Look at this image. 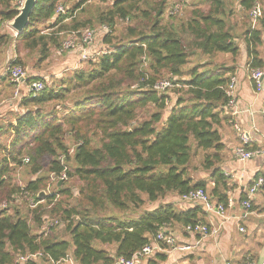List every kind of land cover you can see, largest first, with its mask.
Segmentation results:
<instances>
[{
    "label": "trees",
    "instance_id": "1",
    "mask_svg": "<svg viewBox=\"0 0 264 264\" xmlns=\"http://www.w3.org/2000/svg\"><path fill=\"white\" fill-rule=\"evenodd\" d=\"M12 1L0 0V21L18 15L10 8ZM171 1L112 0L95 17L108 32L99 42L95 36L88 52L92 57L80 61L79 46L63 51L65 38L58 43L54 34L91 26L73 15L87 0H37L28 27L15 42L25 57L38 54L35 65L55 50L58 56H76L79 67L54 80V87L51 79L47 84L30 74L28 83L42 80L44 91L35 98L21 95L23 114L0 128V264H20L19 256L37 253L45 258L24 264H51L68 255L76 264H115L119 258L130 259L164 230L207 225L199 205L180 207L174 199L203 189L215 204L228 206L233 187L220 168L227 153L219 131L231 119L226 90L234 70L210 61L218 54L239 55V37L228 21L232 10L228 0H211L205 9L194 8L185 19L174 20L166 10L186 2L169 5ZM235 1L251 22L249 12L259 0ZM70 3L75 5L69 9ZM58 5L65 8L64 15L56 14ZM87 12L85 8L80 15ZM262 13L254 29L247 26L240 37L249 69H264ZM69 18L71 24L64 26ZM43 25L52 32L42 33ZM195 56L207 61L185 72ZM25 64L18 55L9 68L21 66L27 72ZM3 79L9 81L8 72ZM164 80L174 87L152 89ZM72 96L78 99L66 108ZM51 103L56 105L48 109ZM8 131L10 140L3 144ZM66 138L74 146L72 153ZM237 147L257 150L239 137ZM60 156L67 180L55 188L59 197L39 198L49 174L62 170ZM196 157L199 167L192 166ZM19 167L32 176L23 186L13 181ZM196 171L207 177L195 180ZM73 178L79 188L68 185ZM25 192L40 204L17 205ZM241 193L242 202L246 193ZM46 221L58 225L43 232Z\"/></svg>",
    "mask_w": 264,
    "mask_h": 264
},
{
    "label": "crops",
    "instance_id": "2",
    "mask_svg": "<svg viewBox=\"0 0 264 264\" xmlns=\"http://www.w3.org/2000/svg\"><path fill=\"white\" fill-rule=\"evenodd\" d=\"M14 35L16 39V32ZM5 45H7L6 41L0 40V46ZM11 47V49L1 48L0 54L2 53L3 56L0 57V68H4L7 64L5 68L8 69L9 64L15 60L14 41ZM239 47L240 52L235 59H232L228 54H218L210 62L213 65H223L225 68L234 70L232 76L237 79L235 97L239 111L234 121L243 129L250 131L253 139L252 143L249 144L250 147L264 150V87L262 92H255L248 76L244 44H239ZM54 51L51 53L56 54ZM59 58L65 63L64 68L68 71L73 68L75 64L73 55H60ZM205 61L207 60H203L202 63ZM36 75L44 77L42 72L33 73V76L36 77ZM7 91H10V96L13 99V86L9 81L2 79V75H0V97ZM24 92L25 89L22 90L21 94ZM5 102L7 101L2 100L0 105L5 104ZM7 106L9 108H6ZM2 109H11V105H4L0 109V113ZM219 132L227 153L220 168L233 187L227 194L228 198H232L233 204L226 207L225 220H221L215 213H204L206 224L217 228V234L201 239L197 235L184 233L183 228L177 226L176 230H173L177 243L192 246L191 251L185 253L177 251L156 252L149 257L138 260L136 264H264V189L261 188L252 199L249 210H245L239 201L241 192L246 193L249 185L255 179L264 178V156H256L247 162L236 160L232 151L237 147V132L229 122ZM206 177L207 175L203 173L198 180ZM211 186H213L212 183L209 187ZM173 202L175 205L182 206L178 198L174 199ZM240 229H243V232ZM101 248L105 250L106 246Z\"/></svg>",
    "mask_w": 264,
    "mask_h": 264
},
{
    "label": "built area",
    "instance_id": "3",
    "mask_svg": "<svg viewBox=\"0 0 264 264\" xmlns=\"http://www.w3.org/2000/svg\"><path fill=\"white\" fill-rule=\"evenodd\" d=\"M88 2L92 0H87ZM25 0H16V4L19 9L22 8ZM182 3H175L170 8L166 10V16H175L182 9ZM56 14H65V9L62 5H58L56 8ZM263 15L262 9L259 4H256L251 11L249 12V17L251 20V28L257 24V20ZM108 28L106 26L100 27L99 31L101 33H107ZM97 35L95 30L86 29L82 32H70V35L66 41L62 43V50H73L79 46V58L80 61H87L92 56H90L89 47L93 43L95 36ZM9 74V82L13 86V99H17L23 89L27 95L32 98L37 97V95L41 94L45 85L42 80H33L28 83V75L26 71L21 66H15L9 68L7 70ZM248 76L251 81L254 90L256 93H260L263 90L264 85V69H249L248 68ZM236 83L237 79L235 76L230 77V81L227 86V96L229 97V101L227 103V108L229 109L231 119L229 120V124L232 125L234 130L237 132L239 140L243 145L251 144L253 139L251 137V133L248 130L243 129L237 122L234 121L235 116L239 113L237 110V102H236ZM174 87L169 81H161L152 86V89L157 92L165 91L166 89H170ZM179 87V85H176ZM233 156L236 160L240 162H247L256 156H264V150H253L248 151L243 147H236L233 151ZM60 163L62 164V170L57 174H52L49 176V184L45 191V196L51 197L56 195L55 188L58 183H62L67 180L66 168L64 166V156L58 158ZM28 159H25L24 162H27ZM227 176V175H226ZM264 187V178L259 177L255 179L249 188L246 191V199L241 202V205L245 210H249L251 208V201L258 193V191ZM22 199L30 208H35L40 204V202L36 201L32 196L28 193L22 194ZM178 201L182 204L193 203L199 205L205 213H215L221 220H225L226 207L222 204H215L207 192L203 189H197L195 191H191L186 195H183L178 198ZM233 204L232 198H228L227 205L231 206ZM4 205V204H3ZM2 205V206H3ZM58 225L57 221H46V223L42 226V231H48L50 228ZM169 230H164L160 232L153 242L149 245L144 246L139 252L134 254L130 259L119 258L115 264H136L138 260L144 259L153 255L156 252L162 253H170V252H189L192 250V246L178 244L174 234L168 233ZM243 232V229H240ZM183 232L186 234H193L199 236L201 239H205L209 236H214L217 234L218 229L209 225L203 224H195L188 225L183 228ZM45 255L42 253L37 254H26L18 257L16 262L20 264H24L28 261H38L40 259H44ZM51 264H76L71 256H66L64 259L58 262L50 261Z\"/></svg>",
    "mask_w": 264,
    "mask_h": 264
},
{
    "label": "rangeland",
    "instance_id": "4",
    "mask_svg": "<svg viewBox=\"0 0 264 264\" xmlns=\"http://www.w3.org/2000/svg\"><path fill=\"white\" fill-rule=\"evenodd\" d=\"M210 1L211 0H185L186 3L182 6L181 11L176 16H174L172 19H174V20L175 19H181V20L185 19L188 16V13H189L190 10H192L194 8L205 9L210 4ZM228 1H229L227 3L228 8H231V10H232V15L229 16L228 21H229V24L231 26L234 27V25H235V29H234L235 32L234 33L236 34V36L239 37V39H237V43L238 44H242L241 39H240L241 34H242V32L245 31L247 26H249V25L251 26V22L249 20H247V19L242 17L241 12L237 8V3H236L235 0H228ZM111 3H112V0H104V1H102V0H92L90 2L87 1V3L85 5H83L80 9L75 11V13L73 14L75 18H80L81 20H84V21L85 20L91 21V23H92L91 26H88L89 28H85V29H90V30H95L96 31V33H97V35H96L97 42H99L100 35L102 33H101V31H99L100 26L98 24H96L97 22L95 20V17L97 15L98 11H100L103 8L109 7L111 5ZM172 3H174L173 0L169 3V5L172 4ZM258 4L260 5L261 9L264 11V0H259ZM74 5H75L74 3L68 4L69 9L72 8ZM10 8H15L18 11V6L16 4V0L15 1L13 0L11 2ZM85 8H87V10L89 12L80 15L81 11H83V9H85ZM248 18H250L249 15H248ZM71 21L72 20H70V18L67 19L64 22V26L65 25H70ZM10 22L0 21V37H3V39L7 43V45H5V46H0V50H2L1 49L2 47H7V49L8 48L11 49L12 48L11 46H12L13 41H14V47H15L14 50L16 51V58L15 59H17L18 55L20 54L21 59L26 63L25 64V68L28 69V71H27L28 73L26 72L28 77L31 74V77L35 78L34 76H32L33 73L42 72L44 77H41L40 79L46 81L47 84H49V80L51 79L52 87H54V85H53V81L54 80H58L61 77H67L68 75L71 74L72 70H74L77 67H79L78 63H76V61H77L76 60V56L73 55L75 64H74L72 69H70L69 71H66L65 68H64L65 63H63V61H61L59 56H57L55 53H51V52H50L51 54L49 55V57L47 58L46 61L40 63L39 65H35V64H37L36 61L39 59L38 54L33 53L32 55H27L25 57L26 52L24 50H22L21 45L18 46V43L15 42V40H16L15 37H14L15 36L14 35L15 32L11 29ZM46 26H47V24H46ZM46 26H44V25L40 26L39 29L43 30L42 33H48V34L51 33L52 30L46 29L45 28ZM121 27H122V25L119 23L118 30ZM85 29H83V30H81L79 32H82ZM54 35L58 38L57 41L59 43L64 38H65L64 41H66L68 39V37L70 35V31L69 32L68 31H62L59 34L55 33ZM2 56H3V54L1 53L0 57H2ZM215 60H217V59H215ZM202 61H203V59L198 57V56L192 57L191 60H190V63L187 66H185L184 71L185 72L189 71L190 69L195 67L198 63H202ZM6 66H7V64H6ZM5 67L4 68H2V67L0 68V75H2V79L6 75V70L7 69ZM28 67H30L32 70L30 68H28ZM36 70H38V72ZM39 70H41V71H39ZM36 80H39V79H36ZM133 88H136V86L132 87V89ZM21 95H23V93ZM74 95L79 96L78 94H74ZM77 96H72V97H70V99L67 98V100L65 102L66 103L65 107L66 108H70L71 104L78 99ZM19 97L17 99H12L11 96H10V91H7L3 95H1L0 98H2V99H0V103H1L2 100H6L7 102H5V104H3V105H0V109L6 104H8L9 106L11 105V109H8V110L2 109V111L0 113V128L2 127L5 130V127L8 126L9 123H13L14 122V117L15 116L21 115L24 112V109L19 107V102H20ZM55 105H56V103L49 104L48 109L55 107ZM6 108H9V107L7 106ZM61 108L62 107H58L57 110H60ZM15 109H17V110H15ZM11 111H13V112H11ZM5 133H6L5 136L1 137V141H2L3 144H7L8 141L10 140L9 131L5 132ZM66 141H67V144H69V147H70L69 152L72 153L73 149H74V146L72 145V142L68 138H66ZM64 161H65V159H64ZM69 164L72 166V163H69ZM192 166H196V167L200 166V157H196L193 160ZM42 175H45V174L42 173ZM50 175H52V174H49V176ZM202 175H203V173H200V171L193 172V178L195 180H198L199 178H201ZM13 177H14V180H13L14 183H16V184H18L20 186H23L25 183H27L32 178V176L29 174V170L27 168H25V167L16 168V170H15V172L13 174ZM48 184H49V182H48ZM68 185H70V186L72 185V186H75L76 188H79L80 183L77 181V179L73 178V179H71V181H69ZM58 197L59 196H57V198ZM23 201L24 200L22 199V197H21L20 200H17V202H18L17 205H19L21 208H22V206H24L23 205Z\"/></svg>",
    "mask_w": 264,
    "mask_h": 264
},
{
    "label": "water",
    "instance_id": "5",
    "mask_svg": "<svg viewBox=\"0 0 264 264\" xmlns=\"http://www.w3.org/2000/svg\"><path fill=\"white\" fill-rule=\"evenodd\" d=\"M37 0H25L23 6L18 11V15L10 22L11 29L17 35L21 34L29 25L30 16L33 13ZM61 183H58V186ZM45 193L42 192L38 197H44Z\"/></svg>",
    "mask_w": 264,
    "mask_h": 264
}]
</instances>
